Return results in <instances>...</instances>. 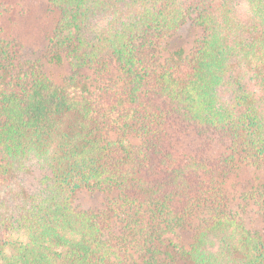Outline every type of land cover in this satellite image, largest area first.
Instances as JSON below:
<instances>
[{"label":"trees","instance_id":"obj_1","mask_svg":"<svg viewBox=\"0 0 264 264\" xmlns=\"http://www.w3.org/2000/svg\"><path fill=\"white\" fill-rule=\"evenodd\" d=\"M14 1L0 264H264V0H43L28 55Z\"/></svg>","mask_w":264,"mask_h":264},{"label":"rangeland","instance_id":"obj_2","mask_svg":"<svg viewBox=\"0 0 264 264\" xmlns=\"http://www.w3.org/2000/svg\"><path fill=\"white\" fill-rule=\"evenodd\" d=\"M34 2L36 5L31 3V1L21 2L19 0V2L18 1L12 2V4H16V8H15L16 13L23 11V12H26V14H28V16L26 15L27 18H24L23 20L24 24L20 23L17 26L10 25L11 34L13 36H16L18 40H20L23 43L24 45L23 53L25 55L30 54L33 51V49L36 50L43 46V44L45 43L43 42L44 41L43 35L48 29L47 27L48 23L54 24L56 20V16H55L54 19L52 17H48L47 20L45 19L43 21L42 15L44 12L45 4L43 3V0L42 1L36 0ZM20 19H23V18H20ZM52 26H50V28ZM187 32L183 34V37L189 38L188 44H190V41L193 36L191 34V30H187ZM194 35L196 36V33ZM186 41L187 40L185 39L184 41L182 40L179 42L187 45ZM99 200L100 198L97 197V195H92L85 191H80L76 197L75 204L79 205L83 209H87V208H92V206H95L96 204H98Z\"/></svg>","mask_w":264,"mask_h":264}]
</instances>
